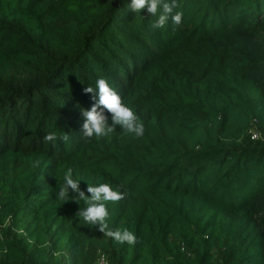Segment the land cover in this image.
<instances>
[{
	"label": "trees",
	"instance_id": "16d2710c",
	"mask_svg": "<svg viewBox=\"0 0 264 264\" xmlns=\"http://www.w3.org/2000/svg\"><path fill=\"white\" fill-rule=\"evenodd\" d=\"M129 2L0 0V264H264V0H178L163 28ZM100 77L143 136L83 135ZM69 168L123 193L135 244L57 199Z\"/></svg>",
	"mask_w": 264,
	"mask_h": 264
},
{
	"label": "clouds",
	"instance_id": "9594fccd",
	"mask_svg": "<svg viewBox=\"0 0 264 264\" xmlns=\"http://www.w3.org/2000/svg\"><path fill=\"white\" fill-rule=\"evenodd\" d=\"M127 8L136 14H140L142 10L146 9L148 14L156 17L153 24L155 28L165 27L169 22V17L176 25H180L183 21V13L176 11L179 8L178 0H130ZM83 91L85 94L93 93L94 101L90 109H81L84 120L82 133L85 137L95 136L98 139L107 137L117 126H120L127 134L137 137L144 135V124L107 79L100 77L96 80L95 87L88 86ZM59 138L64 141L69 140L66 133ZM43 139L45 143L55 142L58 135L56 132H48ZM70 192L77 195L70 196ZM87 193L90 195L81 189L80 180L74 178L73 171L69 168L59 184L57 199L64 202L70 198L77 202L83 201L84 207L80 208L76 215L84 225L97 228L116 243L135 244L137 237L133 231L127 227L113 229L110 225V213L107 205L122 200L123 193L115 190L108 183L89 184Z\"/></svg>",
	"mask_w": 264,
	"mask_h": 264
},
{
	"label": "built area",
	"instance_id": "2783aa9c",
	"mask_svg": "<svg viewBox=\"0 0 264 264\" xmlns=\"http://www.w3.org/2000/svg\"><path fill=\"white\" fill-rule=\"evenodd\" d=\"M96 264H107V261L104 259V257L101 255L98 258V261Z\"/></svg>",
	"mask_w": 264,
	"mask_h": 264
}]
</instances>
